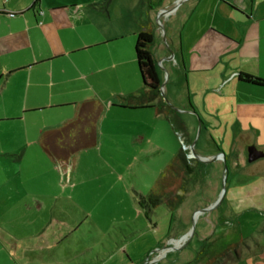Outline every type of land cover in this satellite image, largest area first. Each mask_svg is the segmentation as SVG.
<instances>
[{
    "label": "rangeland",
    "instance_id": "obj_1",
    "mask_svg": "<svg viewBox=\"0 0 264 264\" xmlns=\"http://www.w3.org/2000/svg\"><path fill=\"white\" fill-rule=\"evenodd\" d=\"M115 1L118 17L110 31L121 40L111 46L130 55L136 73L138 26L134 10L128 6L134 0ZM178 1L144 0L142 20H151L153 29L161 33L158 14L173 9ZM194 2L186 0L171 15L160 14L165 32L181 23ZM129 12L132 17L128 24ZM163 17L169 18L166 23ZM195 78L205 77L192 80ZM163 80L166 84L165 76ZM227 106V111L219 109L222 120L241 123L246 133L232 138L234 144L250 143L264 152V95L240 94L228 100ZM114 112L104 117L98 146L76 154L66 167L32 159L36 157L32 152L26 154L24 162L17 158L22 152L14 154L10 163L0 160V264H205L209 257L236 244L235 219L228 214L231 185L238 175L243 179L247 170L252 175L255 170V178L264 179V158L250 164L248 153L239 152V147L236 158L233 148L223 145L225 138L213 136L211 141L217 149L211 155L216 159L199 154L195 147L205 160L200 161L194 158L186 137L176 134L167 120L153 114ZM208 112L215 120L216 110ZM200 137L198 133L188 135L192 142ZM179 144L187 162L196 169L183 193L184 203L173 214L158 208L148 220L139 206V196H148L178 155ZM217 150L224 155L216 156ZM224 157L227 165H223ZM8 178L11 185L5 183ZM61 178L64 184L59 183ZM224 187L225 198L215 208ZM261 203V208L255 205V211L241 213L238 231L245 239L254 235L259 239L264 227V200ZM36 204L43 206L42 210ZM24 205L31 211L27 212ZM203 242L209 245L207 256H199ZM239 249L242 258H247L246 247ZM255 250L260 249L255 245Z\"/></svg>",
    "mask_w": 264,
    "mask_h": 264
},
{
    "label": "crops",
    "instance_id": "obj_2",
    "mask_svg": "<svg viewBox=\"0 0 264 264\" xmlns=\"http://www.w3.org/2000/svg\"><path fill=\"white\" fill-rule=\"evenodd\" d=\"M142 1L128 5L134 10V23ZM195 1L180 24L167 32L154 30V55L162 78L167 80L166 84L163 80V96L179 113L189 134L197 136L202 123L196 144L199 154L212 157L216 145L211 138L217 136L225 138L223 145L233 148L237 158L239 152L248 153L253 146L242 141L234 144L232 138L245 136V129L239 122L223 121L219 109L227 111L228 100L240 94L264 95V88L239 80L240 74L264 80V0ZM104 2L0 0V160L10 163L14 154L22 152L17 158L24 162L26 154L32 152L36 156L32 159L53 162L42 148V135L77 120L82 106L89 103L102 106L98 144L99 129L114 111L153 114L167 120L153 108L116 107L122 97L138 93L142 81L137 62L135 73L130 55L111 46L121 40L110 31L118 17L116 1L111 0L107 10L102 9ZM127 17L129 24L131 12ZM230 69L233 71L227 75ZM197 76L205 78L192 80ZM210 109L216 110L215 120L209 115ZM216 152V156L224 155ZM224 159L223 165H227ZM251 172L255 175V170ZM246 174L243 179L238 175L231 185L228 214L235 219L236 244L252 246L246 248L248 256L239 264H258L264 261V227L259 239L255 235L245 239L239 234L238 223L243 211H255V205L261 208L264 179L255 178L248 170ZM5 183L12 182L8 178ZM59 183L64 184L63 178ZM36 205L42 210L43 206ZM23 207L31 211L30 206ZM254 241L260 245L257 253Z\"/></svg>",
    "mask_w": 264,
    "mask_h": 264
},
{
    "label": "trees",
    "instance_id": "obj_3",
    "mask_svg": "<svg viewBox=\"0 0 264 264\" xmlns=\"http://www.w3.org/2000/svg\"><path fill=\"white\" fill-rule=\"evenodd\" d=\"M111 0H105L102 9L107 10ZM144 0L135 11V23L140 28L135 44V59L142 88L136 94L120 99L116 107L128 110L153 108L159 115H163L170 123L176 134L186 137V143L192 145L188 138V129L179 113L172 109L163 96V78L160 67L154 55L155 32L151 20L143 21L145 9ZM239 80L254 86L264 88V80L247 74H240ZM102 114V106L98 103H89L82 106L77 120L68 123L63 128L49 131L42 135L41 145L47 156L57 165L66 167L70 159L98 144L97 123ZM196 169L189 164L186 155L180 150L174 161L167 167L164 174L158 178L147 197L139 196V206L145 217L150 220L154 210L165 208L170 214L175 213L183 205L191 177ZM156 227V225H155ZM260 248L258 242L254 247ZM250 247L245 243L229 246L226 250L211 256L205 264H238L241 259V247ZM209 245L203 242L199 256H207Z\"/></svg>",
    "mask_w": 264,
    "mask_h": 264
},
{
    "label": "water",
    "instance_id": "obj_4",
    "mask_svg": "<svg viewBox=\"0 0 264 264\" xmlns=\"http://www.w3.org/2000/svg\"><path fill=\"white\" fill-rule=\"evenodd\" d=\"M186 0H179L178 2H177V5L173 8V9H171V10H163V11H160V13L158 14V16H157V22H158V24H160V27L162 28V30L165 32V28H164V26H163V24H161V20H160V14L162 13V12H164V13H167V14H173L179 7H180V5L183 3V2H185ZM167 44V43H166ZM174 57V55L172 54V56H171V58H173ZM167 102V104L172 108V109H174L175 110V108L173 107V106H171L170 105V103L168 102V101H166ZM194 115H196L195 113H194ZM201 127H202V123L201 122H199V131H198V135H200V133H201ZM197 141H198V139L197 140H195L194 141V143L192 144V154H193V156H194V158L195 159H197V160H200V161H205L203 158H201L198 154H197V152H196V150H195V147H196V144H197ZM264 158V153H262V152H259L256 148H254V147H251V148H249V150H248V162L250 163V164H253V163H255V162H257L258 160H260V159H263ZM213 159H216V157L215 158H213ZM227 172V168L225 169V173ZM225 179H226V177H225V175H224V184H225ZM225 186V185H224ZM225 195H226V187H224V190H223V192H222V195H221V197H220V200H219V202L215 205V208L216 207H218L222 202H223V200H224V198H225ZM210 210V209H209ZM209 210H203V212H207V211H209Z\"/></svg>",
    "mask_w": 264,
    "mask_h": 264
},
{
    "label": "built area",
    "instance_id": "obj_5",
    "mask_svg": "<svg viewBox=\"0 0 264 264\" xmlns=\"http://www.w3.org/2000/svg\"><path fill=\"white\" fill-rule=\"evenodd\" d=\"M162 90H163V88H162ZM163 92V91H162ZM180 136V135H179ZM181 137V136H180ZM180 142H181V145L183 146V147H185L184 146V143L182 142V140H181V138H180Z\"/></svg>",
    "mask_w": 264,
    "mask_h": 264
},
{
    "label": "flooded vegetation",
    "instance_id": "obj_6",
    "mask_svg": "<svg viewBox=\"0 0 264 264\" xmlns=\"http://www.w3.org/2000/svg\"><path fill=\"white\" fill-rule=\"evenodd\" d=\"M258 79H260V78H258ZM192 146V145H191Z\"/></svg>",
    "mask_w": 264,
    "mask_h": 264
}]
</instances>
